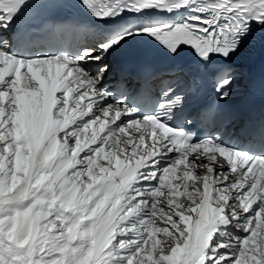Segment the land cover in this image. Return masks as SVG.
<instances>
[{
	"label": "snow or ice",
	"instance_id": "1",
	"mask_svg": "<svg viewBox=\"0 0 264 264\" xmlns=\"http://www.w3.org/2000/svg\"><path fill=\"white\" fill-rule=\"evenodd\" d=\"M56 6L0 0V264H264V130L197 131L181 68L106 83L143 41L227 100L264 0H78L67 46L26 23Z\"/></svg>",
	"mask_w": 264,
	"mask_h": 264
}]
</instances>
